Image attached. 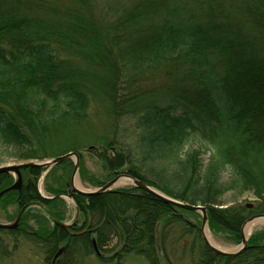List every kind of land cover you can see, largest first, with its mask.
Returning a JSON list of instances; mask_svg holds the SVG:
<instances>
[{"label":"trees","instance_id":"trees-1","mask_svg":"<svg viewBox=\"0 0 264 264\" xmlns=\"http://www.w3.org/2000/svg\"><path fill=\"white\" fill-rule=\"evenodd\" d=\"M20 1L0 0V143L12 157L43 160L88 146L110 175L126 172L205 206L209 227L240 243L246 219L264 213V79L248 77L236 62L244 44L221 37L230 26L217 22L221 0H126L115 13L111 0H78L57 20ZM245 2L264 31V0ZM94 103L111 120L104 134L87 128ZM43 170L23 169L30 187L0 203H15L16 216L40 204L61 220L55 207L68 190L53 188V197H44L37 182ZM13 180L0 173V190ZM229 192H251L258 201L225 206ZM72 197L79 217L69 230L42 215L44 224L29 232L32 206L18 228L7 230L30 235L50 264L62 246L55 264H80V249L96 252L95 246L106 262L134 252L150 264H186L171 257L181 248L191 255L188 264H264V232L251 235L240 255H220L202 236V216L200 224L184 215L198 212L138 187ZM114 239L117 250L109 247Z\"/></svg>","mask_w":264,"mask_h":264},{"label":"rangeland","instance_id":"rangeland-1","mask_svg":"<svg viewBox=\"0 0 264 264\" xmlns=\"http://www.w3.org/2000/svg\"><path fill=\"white\" fill-rule=\"evenodd\" d=\"M43 1L45 4L42 3ZM73 1L78 3V0H26L24 1V4L29 5L32 9H35L34 5H38L37 8H40L41 12L34 13H42V15L45 16H40L42 19H48L51 17L52 19L57 20L59 13L63 14L60 11L64 10L66 7H75ZM125 1L126 0H111V13L113 11L118 12L120 7H125ZM245 1L246 0L243 2L242 0H221L220 10L217 9L218 12L216 13V19L217 22L222 25H230L227 29L228 33L221 34L222 38H232L235 42H241L244 44L240 45L239 48H236V62L240 63L243 68L249 71L247 74L248 77L251 78L255 75L256 79H259L260 77H262L261 79H264V31L250 18L249 14L247 13L248 11L245 10V6L249 2ZM21 2L22 1H20V3ZM94 2L96 3L95 0ZM102 4L105 3L102 2ZM98 8L102 9L101 4H98ZM140 35L142 36L144 34L140 33ZM243 68L241 69L243 70ZM239 70L240 67H237L236 72ZM153 83H158L157 79L155 81H147L146 83L143 82L144 88H151L153 85L150 84ZM93 105L94 107L92 113L94 116H92L87 128L93 132L104 134L108 132L107 126L111 120H109L110 118L103 104L94 103ZM132 121L133 120L127 121L125 125L132 128ZM121 126L122 125L118 127L119 130H121ZM130 132L131 130L129 129L127 137H131ZM79 152L81 153L82 168L81 171L76 175L78 176L80 183L84 188L95 189L97 187L94 184L96 181H103L105 183L114 177V175L112 176L109 174L105 161L101 159L96 154V152L89 150L88 146L81 147ZM207 158L208 155H205V159ZM23 161L27 160L13 158L11 150L0 143V166L6 164H17ZM73 168V160H69V163L66 164V167H56L53 168L52 172L48 173L47 175L41 174L37 182L42 195L46 197H52L53 191L51 189L56 188L63 190L71 187V185L65 186V184H71ZM26 181H29V179L27 178ZM128 187H130V184L126 183L122 186H117L116 188ZM63 199V204H59L58 208H55L62 214L61 221L65 223H72L77 216L79 217V215H77L76 205L74 201L68 196H64ZM257 201V197L251 192L240 194L229 192L224 197L225 206L238 204L246 205L249 203H256ZM17 210L18 207L15 203L5 200L2 201L0 203V222H10L15 218ZM31 210L32 213L30 212V214H28L30 217L27 221V229L29 232H31V230L39 229L40 226L44 224L43 221L45 219H43L42 215L45 217L48 216L50 222H47L50 226H52L53 217L49 214V212H47L45 208L40 206H32ZM184 215L190 221L201 224L200 213L190 214L184 212ZM79 221L80 225L82 223V218H80ZM208 230L212 237L223 246L236 249L240 245V243L237 241L230 240L228 238V234L224 232L212 230L209 226ZM260 232H264V221L259 222V224L253 228L250 236ZM262 242L264 243V239ZM109 247H113L114 250H117L119 249L120 244L117 239H114ZM80 250L82 259L80 264H150L146 256L136 254L134 252L125 254L124 257H122L121 262L118 263L119 260H111L109 262L103 261L95 251H92L89 248L86 250L81 248ZM105 254L106 257H109L114 254V251L111 250ZM46 257L45 248L34 239H31L30 235H25L24 232L13 233L7 229L0 230V264H50V262L46 260ZM171 257L174 260H182L183 263L188 264L190 262L191 255L189 253H184L181 248H178L177 252H173Z\"/></svg>","mask_w":264,"mask_h":264},{"label":"water","instance_id":"water-1","mask_svg":"<svg viewBox=\"0 0 264 264\" xmlns=\"http://www.w3.org/2000/svg\"><path fill=\"white\" fill-rule=\"evenodd\" d=\"M73 157L76 158L75 161V167L73 170V176H72V187L70 188V192H77L83 195H96V194H101V193H105L107 191H112L115 190L116 187V182L120 179V178H126L129 183H131L133 186H136L140 189H143L149 193H152L153 195L159 197L160 199L164 200L165 202L171 203L175 206L184 208V209H188V210H194V211H198L202 214L203 217V222H202V236L205 240V242L207 243V245L216 253L220 254V255H226V256H237L240 255L248 246V237L245 236L244 234V228L245 225L249 222L252 221H256V220H264V213H260V214H255L249 218L246 219V221L244 222L242 229H241V233H242V242L241 244L234 250V251H227V250H223L220 248H217L216 246L212 245L210 243V241L207 238V235L205 233V228L208 225V210L205 206L203 205H195L174 197H171L161 191H158L154 188L151 187V185H149L147 182L136 178L130 174L127 173H120L118 174L116 177H114L113 179H111L110 181H108L106 184H104L101 187L92 189V190H88V189H80L78 187L75 186L74 184V177L75 175L78 173L79 169H80V155L76 152V151H71L68 153H65L63 155H59L56 157H53L49 160H44V161H28V162H22V163H18V164H6V165H1L0 166V173H15L16 174V180L14 181V183L4 189H2L0 191V199L7 194L10 191H14V190H21L22 186H23V175L21 170L23 168H28V167H40V168H47V171H49L53 166H55L56 164L63 162L66 159H73ZM69 197H71V195H69ZM248 207H252L253 204L249 203L247 204ZM27 208V206H25L21 212L19 213V215L17 216V218L9 223H2L0 222V228H4V229H15L18 228L20 221L22 219L23 213L25 211V209ZM57 223L65 228H69V224L57 221ZM96 247V251L100 254V251L97 249ZM65 250V246L61 247L57 253L55 254L54 260H53V264H55L56 259L62 255V253Z\"/></svg>","mask_w":264,"mask_h":264},{"label":"bare ground","instance_id":"bare-ground-1","mask_svg":"<svg viewBox=\"0 0 264 264\" xmlns=\"http://www.w3.org/2000/svg\"><path fill=\"white\" fill-rule=\"evenodd\" d=\"M20 163H22V162H20ZM18 164V163H17ZM74 184H75V186L76 187H78V188H80V189H85L84 187H83V185L80 183V180H79V178H78V176L77 175H75V178H74ZM126 183H129V181L126 179V178H120L117 182H116V186H122V185H124V184H126ZM150 185V184H149ZM152 188H154V189H156V190H158V191H161L160 189H158V188H156V187H154V186H151ZM161 192H163V191H161ZM164 193V192H163ZM166 194V193H165ZM178 207V206H177ZM264 220H256V221H252V222H249V223H247L246 225H245V228H244V234H245V236L246 237H249L250 236V234H251V232H252V230H253V228L257 225V224H259V222H263ZM2 223H4V222H2ZM205 233H206V235H207V238H208V240L210 241V243L212 244V245H214V246H216L217 248H220V249H223V250H227V251H234L235 250V248H229V247H226V246H223V245H221V244H219L213 237H212V235H211V233L209 232V230H208V226H206V228H205ZM96 253L98 254V252L96 251Z\"/></svg>","mask_w":264,"mask_h":264}]
</instances>
